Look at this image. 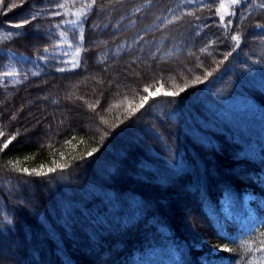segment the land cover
Listing matches in <instances>:
<instances>
[{"label": "trees", "instance_id": "1", "mask_svg": "<svg viewBox=\"0 0 264 264\" xmlns=\"http://www.w3.org/2000/svg\"><path fill=\"white\" fill-rule=\"evenodd\" d=\"M45 1L5 0L0 25ZM100 3L75 72L0 86V130L20 132L0 152V264H264V0L234 6L230 29L220 0ZM22 32L0 49L50 47ZM244 195L255 207L245 227L220 208Z\"/></svg>", "mask_w": 264, "mask_h": 264}, {"label": "rangeland", "instance_id": "2", "mask_svg": "<svg viewBox=\"0 0 264 264\" xmlns=\"http://www.w3.org/2000/svg\"><path fill=\"white\" fill-rule=\"evenodd\" d=\"M86 2L87 0H75V3H73V0H47L40 4L37 10H34L45 9V15L40 18V23L48 22L46 15L48 12L59 11L61 13V15L52 18L51 21L53 24L59 23L60 26L52 30L51 36H47L50 40L49 51H42L39 55L31 58L13 51L0 49V57H4V61L0 63V74L4 72L17 73V75L0 79V86L6 87L18 84L29 76H37L49 70L55 71L57 67H70V62L74 58L79 61V57L76 56V27L67 22L81 19L79 13L88 10V8L84 7ZM56 3H63L65 7L57 9L54 7ZM234 6L236 5H233L231 0H220L219 19L221 16L225 19ZM61 21H64V23H60ZM5 29H7V25L0 28V41L7 39L5 38ZM10 30L13 32L22 31L17 29ZM61 32L65 34L63 39L59 35ZM42 56L45 59H41ZM250 200L251 197L249 195H244L240 201L233 204L229 200H222L220 208L226 217L239 220L241 226H250L255 218V207Z\"/></svg>", "mask_w": 264, "mask_h": 264}, {"label": "snow or ice", "instance_id": "3", "mask_svg": "<svg viewBox=\"0 0 264 264\" xmlns=\"http://www.w3.org/2000/svg\"><path fill=\"white\" fill-rule=\"evenodd\" d=\"M29 0H20L19 4H13L12 8H16V7H23L24 4L28 3ZM123 0H101V3L99 5V10L101 12L105 11L106 7H110L113 4H118V3H122ZM196 0H186V3L189 4H193L195 3ZM233 5H242L243 4V0H231ZM73 3H75V0H73ZM97 3L98 0H87V2L85 3L84 7L88 8V9H93L97 7ZM148 4L152 3V0H147ZM0 6H5L3 9H0V15H6L7 11H10L11 9H8L5 5V0H0ZM55 8L57 9H63L65 7V5L63 3H56L54 5ZM221 7H223V5H221ZM260 7H264V4L260 5ZM45 15V9L41 8L39 11H30V14L25 16L22 20L18 21V22H9L7 25V29H5L6 31V37H15V38H20L22 35H24V33L22 31H16L13 32L10 29H17V30H23L25 29L27 26L31 25L32 26V31L37 33L38 36H51L52 35V30L55 28H59L60 24H53L52 18L61 15V13L59 11H51L48 12L47 18H48V22L47 23H40L39 20L40 18ZM81 19L79 21L77 20H71L68 21L67 23L72 24L73 26L76 27V56L79 57L81 55V48L83 47V42L85 39V34L84 31L81 30L83 28V25L85 23V20L88 16L87 12H81L79 13ZM186 15H190L193 16L196 20H200L201 18L198 16H195L194 12H189L186 13ZM232 15H235V13H232ZM220 21L223 24V27H225L226 29H230L232 27V21L228 20L226 23H224V17L221 16L220 17ZM173 22L174 21H170ZM60 23H64V21H61ZM190 23V22H189ZM257 27H264V25H260L257 24ZM3 25H0V28H3ZM93 27H99V25H93ZM202 27H208L207 24L202 25ZM61 39H63L64 37V33L61 32L59 33ZM141 39H143V37H141ZM230 39L232 41H234L236 43V46L239 47L242 36L240 34H233L231 35ZM94 43H96V41H94ZM91 49L89 48H84V51H90ZM236 49L233 48L232 50H230L227 55L224 57V60H227L230 56H232L233 52ZM44 52H48L49 49L48 48H44L43 49ZM41 59H45V57H41ZM102 64H106L107 61H102ZM221 63H223V61H221ZM80 67V61L76 60L75 58L73 59L72 62H70V67H57L55 68V71L58 72H75L78 68ZM104 70L106 71L107 68L105 67ZM17 75V73L14 72H4L2 74H0V79H3L5 77H11ZM212 73L208 72L207 73V77H211ZM206 77V78H207ZM200 83H203V81H199ZM145 92H148V88H144ZM181 92H184L185 89L181 88L180 89ZM160 94V89L158 88L156 90L155 93H149V95L151 96H155V95H159ZM164 95L167 97H171V96H176L179 95V93H175V92H164ZM148 101V96H144L142 97L141 103L137 106L136 109H133V112L138 111L139 109L143 108L145 103H147ZM97 105H89L90 108L95 109ZM20 111H23V108L20 109ZM0 115H2V110H0ZM16 115H10L9 119L10 120H14L16 119ZM20 135V132L18 130H16V133L14 135H6V133L2 130H0V139H3V143L2 146H0V152H3L4 150L9 148V145L13 144V142L18 138V136ZM97 151V149L93 148L92 151L87 153V156L91 157L93 156V154ZM67 167L65 165H56V167L53 168H49L46 172H43L41 170H36V169H32L31 171L28 168H23L21 171L24 173H27L28 175H32L35 174L37 176H44L47 175L48 173H55L57 171V169L60 170H64V168ZM261 251H264V248L260 249ZM222 251L224 252H231L232 249L227 247L226 245L223 246Z\"/></svg>", "mask_w": 264, "mask_h": 264}]
</instances>
